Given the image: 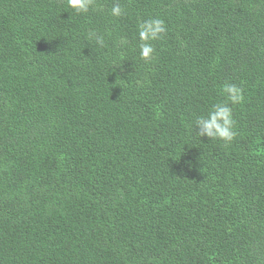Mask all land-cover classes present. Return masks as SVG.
<instances>
[{
	"label": "trees",
	"instance_id": "obj_1",
	"mask_svg": "<svg viewBox=\"0 0 264 264\" xmlns=\"http://www.w3.org/2000/svg\"><path fill=\"white\" fill-rule=\"evenodd\" d=\"M97 2L0 0V264H264V0ZM226 83L228 146L191 129Z\"/></svg>",
	"mask_w": 264,
	"mask_h": 264
},
{
	"label": "clouds",
	"instance_id": "obj_2",
	"mask_svg": "<svg viewBox=\"0 0 264 264\" xmlns=\"http://www.w3.org/2000/svg\"><path fill=\"white\" fill-rule=\"evenodd\" d=\"M67 8L76 15H86L90 11L102 13L104 8L98 4L97 0H65ZM127 14L126 9L119 2L111 6L109 15L114 18H121ZM139 39V56L144 62H152L156 49L154 42L162 40L168 28L166 22L157 17H149L141 20L137 25ZM89 44L94 43L103 47L104 37L95 30H89L86 35ZM128 40L121 37L119 44L127 47ZM122 64H114V66ZM222 93L225 96L224 102H218L212 105L206 115H200L195 118L191 129L195 136L200 139L206 138L209 141H220L224 146L230 145L236 138L235 120L233 117V108L244 101L243 89L235 83H226L223 86Z\"/></svg>",
	"mask_w": 264,
	"mask_h": 264
}]
</instances>
